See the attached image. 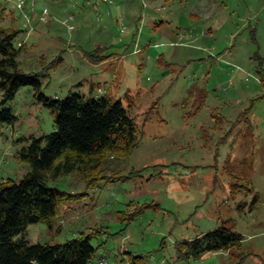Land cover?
<instances>
[{"label": "rangeland", "instance_id": "374dc122", "mask_svg": "<svg viewBox=\"0 0 264 264\" xmlns=\"http://www.w3.org/2000/svg\"><path fill=\"white\" fill-rule=\"evenodd\" d=\"M19 2L0 0V25L18 30L20 67L38 73L40 92L110 93L144 127L128 157L106 153L51 181L75 196L54 225L29 224L19 237L58 244L95 233L89 264H264V0ZM2 94L0 180L19 181L31 169L22 154L55 131L56 110L31 86L4 103ZM221 226L242 243L179 258V242Z\"/></svg>", "mask_w": 264, "mask_h": 264}, {"label": "trees", "instance_id": "16d2710c", "mask_svg": "<svg viewBox=\"0 0 264 264\" xmlns=\"http://www.w3.org/2000/svg\"><path fill=\"white\" fill-rule=\"evenodd\" d=\"M17 33L16 29L0 25L2 103L14 99L22 87L31 86L41 100L56 110V127L54 132L34 140L25 149L22 158L29 162L31 169L23 178L19 181L0 180V264H89L98 253V248L91 243L95 233L81 234L58 244H31L19 235L29 224L44 221L49 226L54 225L60 216V205L75 196L52 186L51 181L55 182L83 165L99 163L106 153H121L120 157H128L138 146L144 127L130 115L122 100L110 93L99 97L70 94L57 100L45 97L40 92L38 73L24 72L20 67L19 49L15 44ZM2 116L10 120V113L4 111L0 113V118ZM240 121L239 117L234 127ZM229 164L226 169L232 170ZM139 172L132 171L130 175L137 176ZM119 176L125 177L123 174ZM92 178L96 180L98 177ZM231 178L236 177L232 175ZM234 184L231 183L232 189ZM258 199L255 193L253 203ZM243 240V234L221 226L182 240L177 245V253L183 260L197 259L206 253L240 245ZM129 264L146 262L135 256ZM236 264L246 263L241 259Z\"/></svg>", "mask_w": 264, "mask_h": 264}, {"label": "built area", "instance_id": "2783aa9c", "mask_svg": "<svg viewBox=\"0 0 264 264\" xmlns=\"http://www.w3.org/2000/svg\"><path fill=\"white\" fill-rule=\"evenodd\" d=\"M20 2H19V4H18V6L19 7H21L22 5H23V3L25 2V0H19ZM104 1H109V0H104ZM97 264H103V261H100L99 263H97Z\"/></svg>", "mask_w": 264, "mask_h": 264}]
</instances>
